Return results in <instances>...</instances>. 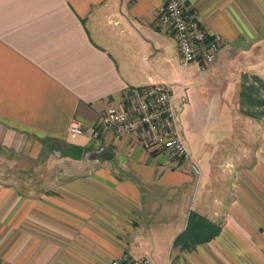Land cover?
Returning a JSON list of instances; mask_svg holds the SVG:
<instances>
[{
    "label": "crops",
    "instance_id": "0c3cea01",
    "mask_svg": "<svg viewBox=\"0 0 264 264\" xmlns=\"http://www.w3.org/2000/svg\"><path fill=\"white\" fill-rule=\"evenodd\" d=\"M181 1L226 40L204 70L180 64L156 24L160 0H0V145L81 147L78 159L57 154L65 166L50 188L0 181V264H104L121 253L156 264H264V102L259 117L239 118L238 98L243 73L264 83V55L254 52L239 74L230 54L264 42V0ZM188 66L203 83L225 77L210 100L219 118L204 119L197 141L185 135L198 176L98 125L126 85L162 81L184 92ZM72 119L85 131L70 135ZM189 210L219 228L180 249L172 240Z\"/></svg>",
    "mask_w": 264,
    "mask_h": 264
},
{
    "label": "built area",
    "instance_id": "2783aa9c",
    "mask_svg": "<svg viewBox=\"0 0 264 264\" xmlns=\"http://www.w3.org/2000/svg\"><path fill=\"white\" fill-rule=\"evenodd\" d=\"M156 24L176 42V52L182 66L191 63L199 70L206 69L226 40L219 33L208 32L194 10L186 9L181 0H160ZM122 99L107 103L100 111L101 128L115 134H129L146 151L165 156L167 167H180L187 162L194 175L199 168L192 159L190 148L180 124L178 110L185 100L184 94L174 91L162 81H149L134 86L126 85ZM66 131L70 135L84 132L76 120H70ZM102 131V129H100ZM100 131L90 129L91 137ZM104 264H155L149 255L132 256L121 253L110 257Z\"/></svg>",
    "mask_w": 264,
    "mask_h": 264
},
{
    "label": "rangeland",
    "instance_id": "374dc122",
    "mask_svg": "<svg viewBox=\"0 0 264 264\" xmlns=\"http://www.w3.org/2000/svg\"><path fill=\"white\" fill-rule=\"evenodd\" d=\"M169 36L173 39L176 47L174 38L171 35ZM257 45L258 48L254 45H248L245 48L233 49L230 53L238 58L237 72L239 71V74L244 70L249 72L246 67H248V63H250L249 61L255 53H258L260 58L264 55V42ZM242 60L245 63H241ZM186 73L188 75L187 88L182 93L187 103H181L178 115L183 134L187 136L188 141H197L201 133L200 126L205 122L204 119L207 116H209L210 121L219 118L218 110L220 109L217 106H212L210 100L213 99L216 102L219 100V95L216 94L219 88L218 84L220 82L223 84L225 77L221 78V72L217 71L209 81L203 83L204 76L201 75V72H196L192 66L186 68ZM247 107L250 108L247 104H241V109ZM243 113H239V118H246V113ZM223 118H225L224 115ZM194 127L195 129H193ZM218 130L217 128L210 130L209 136L212 137L213 142L219 137L215 134ZM190 132L194 133L193 138H191ZM38 147L40 148L30 146L26 149L23 145L20 149L14 151L12 148L8 149L0 145V181L4 183L11 182L19 189L31 192H38L44 188L52 187L57 180V175H60L65 165L62 164L61 157L57 155L51 145L46 144ZM192 152L194 153V149L191 154ZM195 164L201 172L198 162H195Z\"/></svg>",
    "mask_w": 264,
    "mask_h": 264
},
{
    "label": "trees",
    "instance_id": "16d2710c",
    "mask_svg": "<svg viewBox=\"0 0 264 264\" xmlns=\"http://www.w3.org/2000/svg\"><path fill=\"white\" fill-rule=\"evenodd\" d=\"M262 90H264V83L257 75L251 74L250 77H247L243 73L238 98L240 105L247 104L250 108L241 109L242 112L259 117L260 110L257 107L264 102ZM218 228V224L193 210H189L185 226L175 235L172 245H178L180 249L188 248L197 242L205 241L214 236L218 232Z\"/></svg>",
    "mask_w": 264,
    "mask_h": 264
},
{
    "label": "water",
    "instance_id": "95a60500",
    "mask_svg": "<svg viewBox=\"0 0 264 264\" xmlns=\"http://www.w3.org/2000/svg\"><path fill=\"white\" fill-rule=\"evenodd\" d=\"M56 153L78 159L81 156V147L79 145H62Z\"/></svg>",
    "mask_w": 264,
    "mask_h": 264
}]
</instances>
